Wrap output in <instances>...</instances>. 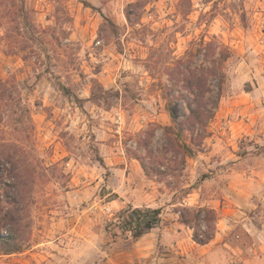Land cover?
<instances>
[{
  "label": "rangeland",
  "instance_id": "rangeland-1",
  "mask_svg": "<svg viewBox=\"0 0 264 264\" xmlns=\"http://www.w3.org/2000/svg\"><path fill=\"white\" fill-rule=\"evenodd\" d=\"M211 40L230 50L214 116L169 144L166 101L187 115L178 72L209 83ZM0 80V209L17 210L21 246L0 245V264H203L190 226L204 237L219 215L185 206L223 195L203 181L223 164L226 185L237 156H264V0H0ZM125 197H153L160 221L120 230Z\"/></svg>",
  "mask_w": 264,
  "mask_h": 264
},
{
  "label": "crops",
  "instance_id": "crops-1",
  "mask_svg": "<svg viewBox=\"0 0 264 264\" xmlns=\"http://www.w3.org/2000/svg\"><path fill=\"white\" fill-rule=\"evenodd\" d=\"M237 157H241V160L227 166L226 185L225 164L203 180L222 186L220 190L223 191L220 196L215 190L207 200L208 205L219 215L212 239L206 244L193 241V247L205 254L203 264H264V156L259 154L257 158L260 159L251 165L242 156ZM222 163L224 161H212L208 166L216 167ZM135 169H138L136 164ZM152 198L125 197L121 202L124 204L127 201L132 207H159L157 202H151ZM200 198L203 200L204 196ZM234 221H238V231H235Z\"/></svg>",
  "mask_w": 264,
  "mask_h": 264
},
{
  "label": "trees",
  "instance_id": "trees-1",
  "mask_svg": "<svg viewBox=\"0 0 264 264\" xmlns=\"http://www.w3.org/2000/svg\"><path fill=\"white\" fill-rule=\"evenodd\" d=\"M127 19L129 18V12H126ZM209 45L214 49V66L212 73L210 74L209 83L203 73L198 71L188 72L179 70L178 74L181 75L178 80L181 81L182 91H187L191 95V100L186 102L188 113L183 118H178L173 111V101L168 99L166 101V109L169 112L172 120V125L164 127V133L167 136L169 144L171 143V135H178L184 133L185 130H194L196 125L204 132L207 126V122L214 116L217 108L218 100L221 96L222 84L224 81V73L222 71L223 62L229 57L230 50L222 43L211 40ZM216 48L218 51L216 52ZM217 55V56H216ZM1 83V80H0ZM215 92L216 101H210V98L206 96L207 93ZM185 150L189 151V147L186 142H182L180 145ZM187 151L182 154V162H185V156ZM141 167L145 175H149V170L143 161H140ZM156 173H161L158 169ZM1 180V179H0ZM11 186L16 188V184L12 183ZM188 193V192H187ZM186 214L192 215L194 219H199L203 213V217L200 218L205 222L215 217L214 209L207 206H200L196 209H192L188 206L184 208ZM161 208L150 207H132L128 205L126 208L120 210L119 226L120 230L128 231L133 237L142 235L148 229L154 227L160 221ZM185 213L179 211V219L184 224H189V218ZM215 219V218H214ZM19 218L17 216V210L13 208H7L6 210L0 209V226L3 223L10 224V230L7 234L0 233V245L5 250V253L17 251L21 248L18 244V231H19ZM197 225V224H196ZM196 225H191L193 229L192 240L198 244L208 243L214 234V227L211 233H199L196 230Z\"/></svg>",
  "mask_w": 264,
  "mask_h": 264
},
{
  "label": "built area",
  "instance_id": "built-area-1",
  "mask_svg": "<svg viewBox=\"0 0 264 264\" xmlns=\"http://www.w3.org/2000/svg\"><path fill=\"white\" fill-rule=\"evenodd\" d=\"M99 43H100V40L97 39V40L95 41V45H97V44H99Z\"/></svg>",
  "mask_w": 264,
  "mask_h": 264
}]
</instances>
